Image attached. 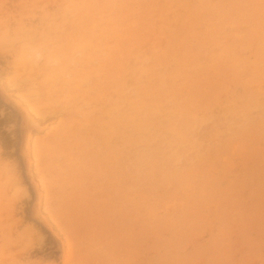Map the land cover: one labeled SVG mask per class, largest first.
Instances as JSON below:
<instances>
[{
  "label": "rangeland",
  "instance_id": "rangeland-1",
  "mask_svg": "<svg viewBox=\"0 0 264 264\" xmlns=\"http://www.w3.org/2000/svg\"><path fill=\"white\" fill-rule=\"evenodd\" d=\"M0 264H264V0H0Z\"/></svg>",
  "mask_w": 264,
  "mask_h": 264
},
{
  "label": "bare ground",
  "instance_id": "bare-ground-1",
  "mask_svg": "<svg viewBox=\"0 0 264 264\" xmlns=\"http://www.w3.org/2000/svg\"><path fill=\"white\" fill-rule=\"evenodd\" d=\"M36 59V58H35ZM36 61H37V59H36Z\"/></svg>",
  "mask_w": 264,
  "mask_h": 264
}]
</instances>
